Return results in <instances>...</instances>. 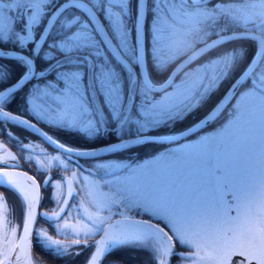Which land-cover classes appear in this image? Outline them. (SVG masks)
<instances>
[{
    "label": "rangeland",
    "instance_id": "rangeland-1",
    "mask_svg": "<svg viewBox=\"0 0 264 264\" xmlns=\"http://www.w3.org/2000/svg\"><path fill=\"white\" fill-rule=\"evenodd\" d=\"M4 1L9 5L18 0ZM114 1L117 0L108 3ZM152 1L153 14L147 18L150 44L152 47L159 45L162 53L158 47H154L160 54L157 55L159 61L155 63L165 66L164 63L177 58L202 38V32L198 33V30L204 12L200 7L186 8L178 0ZM222 13L228 17L231 14ZM260 15L262 12H239L238 20ZM19 16L21 12H7L0 6V40L22 50L25 40L23 32H18L21 30L16 19ZM89 16L98 23L91 12ZM106 16L114 41L105 33H100V36L113 53L115 62L110 59L113 63L109 62L110 66L101 70V63L93 64L88 57L68 61L72 62L70 65L87 66L88 80L72 81L70 76L62 75V86L58 87L56 96L39 84L35 92L26 98L24 106L29 118L48 128L54 126L75 130L89 138L101 134L107 126L113 127L116 137L125 133L134 135L172 126L201 99V88L205 92L211 90L214 81L212 64L210 82L204 83V74L195 67L186 70L170 89L161 94L153 95L141 89L135 91L138 85L136 73L130 60L124 59L127 56L132 58L130 39H123L120 35L124 26L118 31L122 17L117 14ZM77 20L78 27L85 30L86 23H82L85 20H81V16H77ZM257 30L264 38V27ZM74 31L73 38L78 36V39H82L81 34L85 35L80 30ZM116 34L120 37H116ZM83 59H87V63ZM66 60L62 59L61 65H65ZM114 63L125 70L129 91L125 96H121V90L125 89L123 77L120 80L117 76ZM228 64L229 60L226 62ZM262 65L260 73L252 79L254 88L243 89L239 93L229 110V118L222 124L171 144L135 163L132 159L138 154L137 151L132 153V161L129 162L113 158L94 159L91 165L99 176L71 168L69 176L81 192L73 198L72 206L62 222L55 226L57 232L71 231L75 236L93 237L114 217L149 218L155 223L163 222L179 244L189 250L179 252L181 262L178 264H228L234 254L264 264V61ZM236 68L237 65L231 69L232 72ZM227 74L228 71L222 74V80L226 79ZM76 89H82L84 94L77 93ZM46 95L56 101L47 104L44 100ZM171 135L174 134H162ZM26 149L28 154L25 160H29L37 170L46 167L50 170L52 166L65 170L70 168L60 155L53 157L49 150L39 145ZM52 183L55 191L56 187L60 188L59 183ZM3 187L18 194L10 187ZM228 196L232 197V203H229ZM10 229L11 233H8ZM18 232L11 212L6 213L0 191V252L8 241L7 235L15 239ZM137 233L140 234L138 238H127L120 245H151L150 242L155 240L141 231L131 234ZM52 242L51 245H60L62 250L69 243H77H66L65 240ZM158 255L161 256L160 247ZM32 260L33 264H41L34 258Z\"/></svg>",
    "mask_w": 264,
    "mask_h": 264
},
{
    "label": "flooded vegetation",
    "instance_id": "flooded-vegetation-1",
    "mask_svg": "<svg viewBox=\"0 0 264 264\" xmlns=\"http://www.w3.org/2000/svg\"><path fill=\"white\" fill-rule=\"evenodd\" d=\"M0 1H2L0 3V6L5 8L7 12H21V16L16 18L19 27L21 26V32H23L24 34L23 39L25 40V42H23L24 47L21 50V52L23 53L27 52L28 54H32L33 52L32 49H34V47H37V40L42 35L43 30L48 22V19L52 15V13L61 4H63L64 2L68 0H18L17 2L15 3L13 2L9 5H7V3L4 0H0ZM80 1L81 2L79 4L71 5L70 7L62 11L63 13H61L59 16H57L53 20L48 31L38 42V50H39L38 54H40V61H41L40 68L38 69L39 77H40L39 83L42 85V87H46V84H49V83H51L52 86L57 85V83H60L62 81L63 76H66V77L70 76L72 81H79V80L82 81L83 78L85 80H88V72L86 71L83 72V68L80 67V64H76V65L72 64L70 65L71 66L70 69H65L64 71L61 70L62 69L61 60L63 57H65V55L75 54L77 56L71 59H67L66 60L67 62L70 60L76 61L78 59H81L83 55V57L85 58L86 57L90 58L93 64L95 62L101 63V70L102 69L104 70L105 66L107 68L108 66H110V63H109L110 56L111 55L114 56V55L110 52L109 47L104 45L103 38L100 36V33L107 34L111 41H114L113 39L114 37L112 36L109 30L108 24H107L108 16L106 15H109V14L101 13V12H116L115 14L122 17L120 21V28L121 26L122 27L124 26V31H120L122 30V28L120 29L119 27H118V31H120L121 33L120 35H122L123 39H130L128 40V42H129V49H130V54L132 58L130 59L128 56L125 58L130 60L131 62L133 61V52L131 48L133 47V43H134V23H135V13L134 12H136L135 10H136L137 0H118V1L112 2L111 4H109L108 1H112V0H80ZM110 6H112L114 10H111ZM201 9L204 12V15L201 21V26L199 27V30H198V33L199 31L202 32V35L200 36L202 38L199 39L198 42L196 41L198 46H202L205 43L222 35V33H220L222 24L218 22L219 21L218 18L214 17L216 15V12H221V13L231 12L229 17L227 14L225 15L228 17V21H229L228 25L231 26V29H233L232 32H256L258 33L257 28L264 27V0H229L228 2H222L220 0H213L207 5L202 6ZM83 12H91L92 15L95 16L97 20L101 22V24L96 25V26L93 25V22H91L87 17H85V14ZM239 12H258V14L262 12V16L260 15L259 17L257 16L255 18L251 17L248 20L246 18L244 19L241 18L242 20L241 19L238 20ZM99 13L101 14V17ZM232 13H234L236 17H232ZM206 14L208 16V19L206 18L207 17ZM77 16L79 18L81 16V20L82 19L85 20L82 22V23H86L85 30L82 29L80 26L78 27L79 22L77 21L79 20H77ZM74 29L77 31L80 30L83 33H85V35L81 34L82 39H78V36L73 38L72 35L74 34V32H76L74 31ZM120 35L117 36L116 34V37H120ZM221 45L222 44L216 45L214 47H211L205 50V52H203L200 55L198 59V64L192 67V68H195V67L200 68V72L204 74L202 78L204 83L210 82L211 80L209 76L210 71H211L210 64H212V66L214 67L213 69L214 81H213L212 88L210 91L208 89L207 92H205V90L203 91V89L201 88L200 90L201 98H204L209 95L212 96L214 94V91L219 87L221 83L222 74L224 72H227L228 70L232 71L231 69L234 68L238 63V60L236 58L237 56L236 47H233V49L230 48L229 53L228 51H225L222 53ZM118 52L122 55L121 51L118 50ZM83 60L87 61V59H83ZM227 60H229L228 65H226ZM261 62H263V59L261 60ZM237 69H238V65L234 71H237ZM93 71H95V66H94ZM250 78L248 80H250ZM48 87L50 86L48 85ZM44 90L50 92L51 95L52 94L54 95L55 93L54 89L48 88L47 90L46 88ZM76 91L77 93L84 94V91L82 89H79V90L76 89ZM128 92H129L128 89L126 88L122 89L121 96H125L124 94L127 95ZM54 96H56V94ZM0 126L1 127L4 126L2 121H0ZM42 128L45 131H47L46 128H44L43 126ZM11 129L13 130V132H16L20 136L18 137V139L19 140L21 139L23 141L20 144L21 147L25 148L28 146L38 145L39 141L37 140V137L30 134L26 130H23L17 126H13L11 127ZM108 129L111 130L112 135L115 136L112 130L113 127H108ZM124 135H129V133H125ZM8 140H9V143H11L12 145L18 143L16 140H14V137L11 134L8 135ZM49 152L52 153L53 155H56L53 150H50ZM117 155L121 156V154H117ZM124 155L132 156V153H126ZM18 160L19 161L16 160L15 163L11 165V167H18L21 162L20 158ZM80 163H81L80 165H83L82 160H80ZM74 165L81 169V166L75 163ZM56 173L57 172H52V179L50 180L49 184L54 181L59 183L60 188L56 187L55 189H56V192L61 193V191L64 192L63 177L69 176V174H66L65 172H63V174L56 175ZM75 186L79 192L80 188L76 184ZM42 209H44L45 211H48V209H45V208H42ZM59 222L61 223V221ZM35 229H36V226H35ZM35 229H34V232H35ZM34 237L35 235L33 233L31 252L33 254V257L38 261L39 257H37L35 253H33V247L36 245V243H40V239H36V238H42V236L38 234L35 239ZM9 252H10L9 245L7 244L4 245V248L0 252V264H8ZM57 253H58V256L60 257L62 255H67V254L75 255V252H63L59 250L57 251ZM251 261H254L255 264H262L255 260L246 258V262H251Z\"/></svg>",
    "mask_w": 264,
    "mask_h": 264
},
{
    "label": "water",
    "instance_id": "water-1",
    "mask_svg": "<svg viewBox=\"0 0 264 264\" xmlns=\"http://www.w3.org/2000/svg\"><path fill=\"white\" fill-rule=\"evenodd\" d=\"M148 0H138L137 20H136V60L139 69L141 81L144 87L150 92L159 93L169 88L176 76L190 63L197 59L205 50L231 40L236 39H253L257 44V52L246 68V70L233 82V84L227 89L219 101L213 106V108L199 121L185 130L171 135V136H138L130 139L121 140L106 146L89 150H74L61 145L51 139L39 126L35 123L10 112H7L0 108V117H3L11 122H14L30 133L34 134L45 142L48 146L54 150L65 154V156L78 163V159H90L99 156L110 154L114 151L120 150L125 147L145 144V143H157V144H173L184 139H187L198 132L209 127L226 109L232 99L235 97L241 86L247 81L249 76L255 71L259 65L264 54V39L257 33L253 32H235L227 35L219 36L204 45L196 48L188 55H186L172 70L168 79L161 86L152 84L148 78L145 60H144V29L146 21ZM187 6H201L207 4L213 0H180ZM80 2L71 0L62 4L50 17L46 27L43 30L41 38L47 32L53 19L61 13L62 10L68 8L70 5H77ZM88 14V12H85ZM0 57L12 58L23 61L27 65V73L16 83L0 91V100L8 95L21 89L26 83H28L35 74L34 61L27 55L0 48ZM144 116V114H143ZM0 149H4V152L0 153V161L3 159L15 160L16 155L5 145L0 143ZM2 166H10L8 162H0ZM89 171V169L85 168ZM52 175L47 174L42 183L40 184L35 177L29 173L15 169V168H1L0 169V186H7L15 190L23 199L25 212L23 225L16 243L10 248L8 264H33L31 258V240L32 234L37 222L38 217L49 221H59L66 213L72 198L77 194V190L69 177L63 179L64 183V196L57 210L52 212L39 211L41 189L45 188ZM13 186L23 187L26 195L21 194ZM229 197V203H232V197ZM133 231H141L147 235L153 237L158 243L161 250V256L157 264H170L174 254V243L169 233L160 225L153 221L135 218H115L110 220L104 227L98 237L96 246L93 253L86 264H101L107 254L116 246L122 244L125 238L129 236ZM229 264H255L254 261L246 262V259L238 254H234L230 258Z\"/></svg>",
    "mask_w": 264,
    "mask_h": 264
},
{
    "label": "trees",
    "instance_id": "trees-1",
    "mask_svg": "<svg viewBox=\"0 0 264 264\" xmlns=\"http://www.w3.org/2000/svg\"><path fill=\"white\" fill-rule=\"evenodd\" d=\"M151 1L152 0H149L150 4L148 7L149 18L153 14ZM220 1L228 2L229 0H220ZM225 14L221 12H216V15L214 16L218 18L219 19L218 22L222 24L220 33L222 34L233 33L232 32L233 29H231V26L228 25L229 24L228 17ZM99 15L101 17L100 13ZM149 33H150V30H148V23H147L146 39H145V54H146L147 68L149 70V76L152 82L155 84H160L167 78L170 71L174 68L177 62L180 61L188 52H190L192 48L182 53L177 58L164 63L165 66L163 67L155 63L156 61H159L157 59V55H160V54L157 53L158 51H155L156 49L154 47L156 48L158 47L159 49V45L154 44V46L152 47V44L149 43V39H148L150 37ZM0 47L3 49L17 50L16 47L11 45L9 42L1 41V40H0ZM195 47H193V49ZM233 47H236V55H237L236 58L238 60V63H237L238 69L237 71H234V72L228 70V74H227L228 76L226 77V79L221 80L219 87L214 91V94L212 96L209 95L204 98H201L190 111H188L183 116H181L182 118L179 121L177 120V122L173 123L172 126L158 127L157 129L156 128L150 129L142 134H155V135L174 134L179 131H182L183 129H185L186 127L190 125H193L194 123L199 121L203 116H205L208 113V111L214 106V104L219 100V98L225 93V91L229 88V86L246 69L248 63L251 61V59L255 55L256 49H257L253 40L238 39V40H233V41H228V42L223 43L221 45L222 53L225 51H228L229 53V49L230 48L233 49ZM17 51H21V50H17ZM32 51H33L32 54H28L27 52L25 53H27L28 56H30L35 61L36 71L39 72L38 69L40 68L41 61H40V54H38L39 53L38 46L34 47ZM155 52L157 54L154 55L153 53ZM160 53L162 52L160 51ZM196 64H198V60H196L190 67L185 69V71L188 70L189 68L191 69ZM262 64L263 62L258 67V69L255 71V73L251 76L250 80H248L247 83L241 88V90L243 89L247 90V89L254 88L255 84L253 83L252 79L256 77V74L260 73L259 71L261 70L263 66ZM132 66L134 68V71L137 74V66L135 64V61L132 64ZM114 69L116 70V72H119L118 73L119 75H122L123 77L124 72L119 65L115 64ZM25 70H26L25 65L19 60L11 59V58H0V86H1L0 88H3L5 85L11 84L14 80L18 79L21 75H23ZM120 80H121V77H120ZM122 81H123V85L125 86V88H127L128 79L124 76ZM38 83H39V79H34L31 83L28 84V89L30 88L31 90L34 91L36 87L38 86ZM138 84L142 88V85L139 79H138ZM23 89H27V87H24ZM27 95L28 94H25V95H20L18 93L12 94L9 100L3 103V108L15 114L28 117L27 115L28 112L24 106ZM230 108L231 107H228V109L217 120V122L209 126L206 130L215 127L216 124H222L228 118ZM30 119L35 122V120L32 117ZM108 127L109 126L105 128V131H104L105 134L104 132H102L101 134L99 133L94 138H89L88 136H84L82 133L78 131H75V130L73 131L70 129H60L59 128L58 131H55L53 128L50 127V130L53 134V137L57 141H59L60 143L70 148H75V149L96 148V147L108 145L110 143L116 142L117 140L128 137L126 135H122L121 137H116L112 135V131L109 130ZM3 138H4L3 133L0 132V139L3 140ZM42 145L45 147L44 144ZM166 147L167 146L165 145L154 144V143L143 144L139 146L137 145V146H133L130 148L119 150L116 153L109 155L108 157L125 159L129 161L133 160V163H135L136 161H139L140 159H142L144 156L155 153ZM134 151H137L138 154H136V156L132 160H130L131 157L129 156L117 155V154L123 155L126 152L134 153ZM19 152H20V155L21 154L25 155L27 153L26 151L24 152L22 149ZM57 154L64 157L60 153H57ZM67 162L73 166L71 162L69 161ZM83 163L91 167L90 160L84 161ZM21 169L34 175L39 181L42 179L44 174H46V172L49 170L48 167H46L44 170H37L34 166L30 164L29 161L26 164H23L21 166ZM69 171L70 169L65 170L66 173H69ZM56 175H59V174H56ZM94 175L99 176L98 174H94ZM0 191L3 195V199L7 207V211L9 213L11 212L12 214L13 221L21 225L22 219H23V212H24V203L22 199L20 198L18 194H16L15 192L7 188L0 187ZM79 192H81V189H79ZM61 193H58L55 190H53L51 186H48L47 188L42 190L40 208H45L48 210L55 209L59 204ZM146 219L152 220L149 218H146ZM156 222L160 223L163 227H165L168 230V228L165 226L163 222H159V221H156ZM59 224L60 222L47 223L43 220H38V223L36 225V229L34 232V235H35L34 239L36 238L38 234L42 236V238H36V239H40V243H36L35 245L36 247L33 245L34 246L33 253H35L37 257H39L38 261L41 264H86L91 254L94 251V248H95L94 241L99 236L103 226L101 227L100 231L97 234H95L93 237H83V236L80 237V236L73 235L71 231H69L70 233L60 232L59 234V232H57V230L55 229V226ZM170 234L171 236H173L171 232ZM59 240H65L66 243H68V241H77V243H74V244L69 243V246L63 250L60 249L61 247L60 245L59 246L51 245V243H53L52 241H59ZM173 240L175 243V251H174L173 258L171 260V264H178L179 262H181L179 252L181 251L186 252L189 250L186 248H183L179 244L176 237L173 236ZM82 241H85L86 244H83L84 242ZM150 244L151 245H142L139 243H133V244H127V245H120L114 248L113 250H111L107 254V256L103 259L101 264H157L158 260L160 259V256L158 255L159 245L157 244L155 240H152ZM58 250L63 251V252H75V255L67 254V255H62L60 257L58 256V253H57Z\"/></svg>",
    "mask_w": 264,
    "mask_h": 264
},
{
    "label": "bare ground",
    "instance_id": "bare-ground-1",
    "mask_svg": "<svg viewBox=\"0 0 264 264\" xmlns=\"http://www.w3.org/2000/svg\"><path fill=\"white\" fill-rule=\"evenodd\" d=\"M44 100H45V102L47 103V104H51L52 103V101L53 100H50L49 99V97H48V95H46L45 96V98H44ZM16 190H18V192H20L21 194H24V195H26V193H25V191L23 190V187H18V186H13ZM139 233H137V235H135V234H131V235H129L128 237H126L125 238V240L128 238V240L129 239H135V238H138L139 236H140V234L138 235Z\"/></svg>",
    "mask_w": 264,
    "mask_h": 264
}]
</instances>
